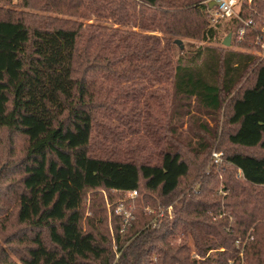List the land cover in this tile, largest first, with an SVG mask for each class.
<instances>
[{"label":"trees","instance_id":"1","mask_svg":"<svg viewBox=\"0 0 264 264\" xmlns=\"http://www.w3.org/2000/svg\"><path fill=\"white\" fill-rule=\"evenodd\" d=\"M208 1L39 0L43 13L75 21L7 9L12 0H0V133L27 143L24 159L0 172V264H241L236 242L251 230L245 264H264V59L214 49L175 58L177 38L213 41ZM256 2L263 12L264 0ZM117 83L129 84L137 106L147 87L172 83L177 96L213 114L240 89L221 137L231 147L223 150L225 206L210 188L219 178L193 179L179 146L156 163L97 155L100 96L107 90L108 103H128ZM140 124L154 128L150 118ZM120 200L135 204L131 219L116 213ZM223 208L228 215L214 220Z\"/></svg>","mask_w":264,"mask_h":264},{"label":"rangeland","instance_id":"2","mask_svg":"<svg viewBox=\"0 0 264 264\" xmlns=\"http://www.w3.org/2000/svg\"><path fill=\"white\" fill-rule=\"evenodd\" d=\"M21 1L22 0H12L11 5L5 7L7 9L10 8L18 12L31 13L33 15L81 21L78 17L72 18L67 15L43 13L38 7L39 0H30L27 8H22L20 6ZM208 2L210 3L211 0ZM208 2H206V4ZM238 2L240 4L236 11V16L233 19H221L214 22L209 13L208 20L210 25L208 29L215 28L214 30L216 31L213 41L208 40V38L204 39L203 36L199 39H175V44L178 47V50L175 52V58L178 59L181 55L189 58L197 54L199 50L207 51L214 49L221 54L227 52L250 53L256 58L263 60L264 11H260V5L256 0L255 3L254 0H238ZM235 21L241 23V29H236L237 26L235 25ZM251 22L252 24H249ZM249 25H251L250 28L247 27ZM113 29L128 31L130 25L128 27H110V30ZM229 35H232V42L230 47H226L224 46V42ZM177 42H180V44ZM123 84L125 85L117 83L114 90L129 93L126 95V102L128 101L126 107L119 108L118 97L115 96V93L112 94L114 98L116 97L115 103H108V97H110L111 93L107 90L103 91L98 100L101 106L100 114L97 116L95 128L96 134L94 138L99 142V152L97 155L112 154L115 151L118 155L124 157V159L135 161L139 164L145 162L156 163L159 161V157L163 151H176L177 146H179L183 152L187 153V156L190 159L193 179L198 178L200 173H204V176L206 177L205 180H208L209 178V180H216L219 178L220 183L216 185L215 182L212 181L210 188L214 192L213 197H215V195L219 196L222 201V206H225V197L227 193L225 192L223 185L224 176H226L223 174V170L227 165L223 150L231 149V147L227 144V139L224 138L222 140L221 137L225 129H229L225 113L228 102H230V99L240 89L238 88L233 96L227 98L226 102H224L223 109L220 112L213 114L200 108L195 99L189 102L184 98L177 96L172 83L162 85L156 84L152 89L147 87L143 96L140 98L143 105L141 104L137 106V104H133V102L130 104V89L127 87L129 84ZM120 85L123 87L116 89L119 88ZM143 85L136 87V90ZM106 104L111 107L104 108L103 105ZM143 118H150L151 122L154 123V128H146L141 124L139 127L137 123L141 122ZM147 131H150L151 133L148 134ZM124 132H130V134L126 135V140L124 142H119L118 139L120 134L123 135ZM206 135L207 138L203 140V137ZM200 142L208 143V148L203 149V147L199 145ZM26 144L27 143L19 137L12 138L7 134L0 133V172L3 170L5 171L8 166L17 164L24 159L25 148H27ZM216 154H221L219 162L217 158H215ZM203 170L204 172H202ZM204 176L201 177L202 179L200 178V181H204ZM236 178H242L241 171L236 174ZM201 183L202 182H199L197 184V188L201 186ZM104 197L105 208L109 219H111L112 205L108 202L105 193ZM137 197L133 198L131 194L129 195L131 201ZM90 202L89 198L87 203L88 208L92 205V202ZM100 204L101 203H99L97 207L100 208ZM121 205H124V213H122V215H124L127 220L130 219V217L127 218V215L133 213L135 204H127L124 200H120L116 206L117 214H119L117 211ZM146 211L148 213H154V210L152 209H146ZM227 215L228 214L223 208L222 214L216 216L214 220ZM210 216H215V214L210 213ZM169 218V221L171 222L170 227L173 230L172 221L174 220V217L172 219L171 217ZM253 239L254 235L251 230L245 237L238 239L236 242V247L240 250L238 258L241 259V264H245L244 251L247 244L250 241H253ZM238 241L241 242L238 243ZM180 242L181 240L179 238L178 243ZM189 245L192 250L191 256L195 259H199L192 239L189 240ZM221 251H224V249ZM217 252L218 250H213L210 254L216 256ZM232 263L233 262H231V264Z\"/></svg>","mask_w":264,"mask_h":264},{"label":"built area","instance_id":"3","mask_svg":"<svg viewBox=\"0 0 264 264\" xmlns=\"http://www.w3.org/2000/svg\"><path fill=\"white\" fill-rule=\"evenodd\" d=\"M211 2H214L215 3V7L213 9L210 10V14H211V19L212 21L214 22H217L221 19H224V20H227V19H233L235 16H236V11L239 7V2L238 0H211ZM249 24H252L249 23ZM251 25L247 26L250 28ZM245 33V31H244ZM243 33V34H244ZM221 154H216L215 155V158H217L218 162H219V159L221 158L220 157ZM131 196L133 198L137 197L138 196V193L137 192H133L131 194ZM119 214H122L124 213V205H121L119 208H118V211H117ZM167 212H168V215L169 217H171V219L174 217V213H173V207H169L167 209ZM165 211H163L161 213V217L164 215ZM130 219L132 218V214L130 213V215H127V218ZM241 241H238V243H240Z\"/></svg>","mask_w":264,"mask_h":264},{"label":"water","instance_id":"4","mask_svg":"<svg viewBox=\"0 0 264 264\" xmlns=\"http://www.w3.org/2000/svg\"><path fill=\"white\" fill-rule=\"evenodd\" d=\"M214 7H215V3L214 2H210L209 3V9L211 10ZM231 42H232V35H229V37L224 42V46L230 47L231 46ZM177 43L180 44V42H177Z\"/></svg>","mask_w":264,"mask_h":264}]
</instances>
